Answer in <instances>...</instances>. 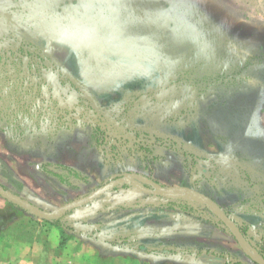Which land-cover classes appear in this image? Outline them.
Returning <instances> with one entry per match:
<instances>
[{"label":"rangeland","instance_id":"rangeland-1","mask_svg":"<svg viewBox=\"0 0 264 264\" xmlns=\"http://www.w3.org/2000/svg\"><path fill=\"white\" fill-rule=\"evenodd\" d=\"M120 176L202 192L263 257L264 0H0V185L52 211ZM166 196L117 187L94 200L124 207L60 220L0 197V250L68 235L90 263L256 264Z\"/></svg>","mask_w":264,"mask_h":264},{"label":"water","instance_id":"water-1","mask_svg":"<svg viewBox=\"0 0 264 264\" xmlns=\"http://www.w3.org/2000/svg\"><path fill=\"white\" fill-rule=\"evenodd\" d=\"M130 184L131 186L137 188L138 190L154 196H166L169 194L180 193L191 196L193 199L202 203L207 209L228 229L235 241L238 243L244 254L250 258L256 264H264V258L257 254L247 243L242 231L237 226V224L227 215V213L210 197L203 194L202 192L195 190L187 186H170L161 188H150L145 186L138 179L131 176H120L114 178L100 187L93 190L91 193L69 201L52 211H46L36 206L32 202L22 198L21 196L9 191L5 187L0 185V197L5 200L27 210L31 213L45 219H56L60 217L64 212L76 208L78 206L89 203L112 189L113 187L119 186L121 184Z\"/></svg>","mask_w":264,"mask_h":264},{"label":"crops","instance_id":"crops-1","mask_svg":"<svg viewBox=\"0 0 264 264\" xmlns=\"http://www.w3.org/2000/svg\"><path fill=\"white\" fill-rule=\"evenodd\" d=\"M69 232L67 234L71 237L72 234L82 236L76 231ZM64 238L65 242L60 252L58 248L47 250L40 244L29 243L31 246H28L23 240L14 239L12 246L7 245L0 250V264H100L97 258L94 262H88L85 258H89L90 255L85 253L84 247L73 248L72 240L68 239V235H64Z\"/></svg>","mask_w":264,"mask_h":264},{"label":"trees","instance_id":"trees-1","mask_svg":"<svg viewBox=\"0 0 264 264\" xmlns=\"http://www.w3.org/2000/svg\"><path fill=\"white\" fill-rule=\"evenodd\" d=\"M145 186L147 187H150L152 188L151 186H149L148 184H145L143 183ZM130 184H127V183H124V184H121L117 187H127L129 186ZM117 187H113L111 190L117 188ZM167 201L164 202L163 204L167 207V208H172V209H181L183 210L184 212L186 213H189V214H192V215H196L198 217H208V215L206 213H201L200 211H198V209L192 205L191 203H194L196 202L194 199H185V198H180V197H167ZM94 202H97L98 204V208L99 210H106L110 207L112 208H121V207H124V205H119V204H107V203H103V202H98L96 200H94ZM209 211V210H208ZM71 212V210H68L66 212H64L60 217H58L57 219L55 220H60L62 218H65V216ZM209 213L211 215V217H208V218H212V219H216L218 221V219L209 211ZM64 225L66 227H69L73 230H82L85 226L82 224V223H72V222H68V223H64ZM226 228V227H225ZM226 230L228 231V229L226 228ZM244 233V232H242ZM244 235V234H243ZM245 237V235H244ZM246 238V237H245ZM109 241H115L113 239H109ZM263 257H264V254H262ZM205 258L203 259V261L207 264H223L221 262H219L220 258L219 257H216V256H213L211 254H206L204 256ZM225 264V263H224Z\"/></svg>","mask_w":264,"mask_h":264}]
</instances>
